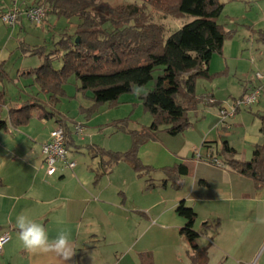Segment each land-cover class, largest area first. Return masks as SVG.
Listing matches in <instances>:
<instances>
[{
	"label": "crops",
	"instance_id": "1",
	"mask_svg": "<svg viewBox=\"0 0 264 264\" xmlns=\"http://www.w3.org/2000/svg\"><path fill=\"white\" fill-rule=\"evenodd\" d=\"M5 1L3 8L0 7V15L1 12L14 4H21L19 0ZM34 1L41 0H23L22 4H30ZM230 1L233 0L223 2L227 5ZM261 7L264 11V5ZM53 16L58 17L54 19V22L51 19ZM60 18L51 12L41 26L23 18L12 27H16L17 31L33 29L32 35L36 39V47L45 46L47 49L48 39L45 33L47 31L50 33L51 28L46 29V25L53 23L54 25L50 24V26L57 29ZM67 19L69 26L59 31L60 39L74 34L77 29L78 20L75 18L73 22V18ZM59 40L52 42L56 48L51 51L58 48L59 45L56 43ZM29 46L31 48L32 45ZM1 49L0 65L7 59L11 60L13 55V51H9L7 46H3ZM24 55L29 54L26 52ZM41 59L40 62L30 63L29 67L16 68L14 73H9L10 81H2L3 77H0V90H5L6 94L1 118L7 121V127L0 130V236L7 231L11 234V243L6 248L4 247L0 264H65V261L55 253L33 254L25 250L18 238L16 227V218L21 214L42 224L46 228L50 240L54 239L61 231L70 233L76 253L69 264H101L102 261L96 256L98 253L101 255L102 252L107 255L114 253L112 264H141L140 254L144 252L134 256L130 254L131 251L125 253L118 248L111 250L107 244L108 241L114 235L124 240L128 232L124 223L138 220L142 213L146 214L145 210H149L148 221L150 224H161L172 233L177 231L180 233V228L186 223V219L177 212L178 204L182 199H185L198 214L195 223V229L201 233L198 243L206 249V263L202 264H264V222H258L264 220V186L256 187L252 178L227 166L215 167L210 171L194 173L190 190L185 191L188 194L181 193L177 189L176 192H173L175 194L170 196L172 181L168 180L167 185H163L164 180L168 179L166 172L164 171L159 179H153L150 172L145 177L148 180L153 179L154 181L150 184L153 183V187L159 190L141 199L143 203H137V207H133L128 202L125 203V193L127 194V192H122L123 203L119 202V199H110L107 188L99 180L105 178L110 182L116 167L125 161L111 163L108 156L102 157L96 152L95 147L98 145L95 137L98 132L91 130L92 132L88 133L90 120L83 112L86 106L80 105L77 110L78 117H76L73 116L72 111L59 109L57 105L50 102L49 94L41 89L33 73L43 63V58ZM62 65L57 69H60ZM224 70L214 71L211 69V62L209 63V71L215 76L226 74V71L230 72L229 66L227 70ZM206 79L211 80L212 78ZM254 79L255 76L244 85L240 95L247 91ZM9 82L11 86L8 87ZM76 86L79 89L78 82H76ZM1 87L3 88L1 89ZM219 88L216 91L209 90L207 93L215 100L222 102L221 107L226 106L223 103L224 97L219 95V90H221ZM143 91L144 89H141L140 93ZM7 95L10 96V101ZM86 95L90 98L86 105L93 104L91 94L87 93ZM30 100L39 101L44 104L46 110L55 112L56 115L52 118H42L40 117L42 111L37 110L27 124L14 126L9 120L10 109L21 107ZM62 119L63 123L69 126L74 138L76 146L73 148L75 149L69 150L70 158L76 162V166L73 169L60 170L55 175H49L44 165L42 147L45 142L50 140L52 130L62 125ZM228 120L229 118L222 119L221 122L228 124ZM78 123L85 127L83 135H78L75 131V125ZM106 124L101 123L99 126ZM221 125L227 127L229 124L220 123L217 129ZM88 134L91 144L84 146L82 144H85L83 142ZM205 136L204 139L202 138V144L206 143V146L214 147L216 140L208 134ZM187 137L188 143L196 142L191 141L189 136ZM255 144H260V141L257 140ZM87 151L89 155L84 153ZM76 153H81V155L84 153L82 155L84 160L77 163L74 159ZM171 157L174 161H166L163 165L164 168L182 162L190 167L196 166L185 160L179 152ZM167 162L173 163L167 164ZM130 167L132 170L126 169L130 178L125 179L128 189H136L139 193L143 187L140 185L137 171L132 165ZM189 174L182 175L178 179V184L186 183ZM103 175L104 177L100 179ZM218 192L222 193V198L218 196ZM89 211H91V215L88 216V223H86ZM99 211L101 213L97 214ZM100 216L102 219L99 222H105L101 227L97 220ZM204 222H208L209 225L204 227ZM187 254L190 264H192L190 250Z\"/></svg>",
	"mask_w": 264,
	"mask_h": 264
},
{
	"label": "trees",
	"instance_id": "2",
	"mask_svg": "<svg viewBox=\"0 0 264 264\" xmlns=\"http://www.w3.org/2000/svg\"><path fill=\"white\" fill-rule=\"evenodd\" d=\"M47 2L51 6L48 14L53 12L60 17L79 19L75 33L60 39L56 50L45 53V46L27 49L32 54H44L43 63L33 73L53 105L66 95L64 85L72 76L80 81V90L91 94L94 103L89 113L100 104L116 102L123 94L134 92L133 89H144L139 96L153 121L141 129L120 128L131 134L132 145L127 151L96 146V152L102 157L108 156L111 163L128 161L139 174L150 173L153 168L142 162L140 148L157 138L162 126L171 135H178L193 125L190 113L201 103L221 107L222 102L210 94L197 93V81L200 77L215 76L209 71V63L216 53H223L225 42L232 35V31H227L218 20L225 8L222 0H144L168 15L194 17L166 38L164 26L144 22L148 15L135 3L112 6L99 0ZM259 39L264 42V31H260ZM60 56L63 65L57 69L54 62ZM3 76L1 64L0 77ZM211 99L213 102L209 101ZM5 101V90H0V130L7 127V121L1 118ZM37 110L42 111V118L56 115L39 101L30 100L10 109L9 120L14 126L27 124ZM260 117L264 133V114ZM61 123L67 147L71 149L76 146L73 135L63 119ZM217 152L224 157L227 167L252 178L256 187L264 186V142L254 147L250 159L235 157L237 151L227 140ZM164 171L168 179L163 185L171 180L172 186L179 189L178 179L189 174L191 167L182 162L165 167ZM177 212L186 219L180 234L190 244L192 264L206 263V249L198 243L201 233L195 229L196 210L182 199ZM208 225V222L203 223L204 227ZM140 258L141 264H154L151 252L141 253Z\"/></svg>",
	"mask_w": 264,
	"mask_h": 264
},
{
	"label": "rangeland",
	"instance_id": "3",
	"mask_svg": "<svg viewBox=\"0 0 264 264\" xmlns=\"http://www.w3.org/2000/svg\"><path fill=\"white\" fill-rule=\"evenodd\" d=\"M19 1L21 5H24L22 4L23 0ZM99 1H105L112 6L129 3L142 6L146 15H148L146 20L143 21L162 24L165 28V38L194 18L190 15H168L150 4L148 5L144 0ZM41 2L47 6L49 11L51 10V6L47 0H41ZM5 3V0H0V7L3 8ZM262 5H264V0H233L225 5L224 11L218 20L227 31H232V35L229 36L225 42L223 54L216 53L214 55L211 61V69L214 71L221 69L227 70L229 66L230 72L226 71V74H220L219 72L220 75L214 76L211 80L200 77L197 82V93L199 95L208 94L207 92L209 90L216 91L218 87H220L219 89L221 90H219V95L224 97L223 103L230 107L232 106L234 97L241 96L240 94L243 92L244 85L249 82L250 79L254 78L256 71L264 70V42L259 39L260 31H264V11L261 7ZM56 18L58 17H51L52 22H54ZM75 18L72 19L73 22ZM76 19L79 22V19ZM50 24L46 25V29L51 28V31L50 33L49 31L45 33L48 39V46L47 49L45 48V53L56 48V45L52 44V42L54 40H59V31L69 26L68 19L65 16L60 18L57 29H55L54 26L51 27ZM33 31L34 30L31 28L27 31H21V29L17 31L16 27L7 26L0 17V50H2L1 48L3 46H7L9 51H13L11 60L7 59V61L2 63V68L4 69L2 81H10L11 77L9 73H14L16 68L21 66L26 67L30 63L40 62L42 60L41 58L44 59V54H32L27 50L30 49L29 45H32L31 48L34 46L36 47V39L32 35ZM26 52H28L29 55H24ZM54 65L56 68L62 65L61 56L55 60ZM76 82L79 83L80 87L81 83L75 76L69 78L64 87L66 95L61 98L57 107L65 111H72L74 113L73 116L78 117L77 110H79L80 105L83 104L86 106L83 112L90 120V129H88V133H91V130L98 132L95 140L99 147H104L106 150L111 151H127L132 145L131 134L120 128L124 127L126 130L141 129L143 126H149L152 123V114L145 109L140 99V94L137 95L135 92L123 94L116 102H105L100 104L93 112L89 113L88 110L93 104L86 105L90 98L83 90L78 89ZM9 86H11L10 82L8 83V87ZM2 88L3 87H1V89ZM137 89L141 92L143 88L139 87ZM7 98L10 101V96L7 95ZM209 101L213 102V99ZM197 110V113L196 111L190 113L193 125L188 130L178 135H171L165 129V126H162L157 134V138L144 143L139 152L142 162L153 168L151 171L153 179L162 177L164 173V163L166 161H174L171 156H174L175 153L179 152L184 156L185 160L194 163L196 166L192 165L187 182L184 184L179 183L180 187L178 190L181 193H186L185 191L190 190L194 173L196 174L198 171L202 173L219 167L206 158L198 159L194 155V151L197 148L201 152L205 151L202 141L206 137V134L212 136L213 139L216 140L214 143L215 146L209 147L214 148V153L219 157L223 156L219 155L217 151L218 149H222L223 142L226 140L229 141L232 147L237 149L236 157L239 159H250L254 147L256 146V141L259 140L260 143L264 141L260 117L261 114H264V94L261 96L259 104L257 103L249 108L242 107L234 116L228 117L229 125L225 122H221L220 106L218 105H208L203 102L199 105ZM101 123L107 124L99 126ZM220 123H224L228 126L221 125L217 129ZM187 136L192 139L191 141L196 142L188 143ZM83 143H85L82 144L84 146L89 143L91 144L89 134ZM71 149L74 150L75 148L72 147ZM84 153L89 155L88 151ZM84 153H82V155H84ZM82 155L81 153L74 154V159L77 163L83 159ZM168 163L173 162H167V164ZM130 166L128 161L122 162L116 167L110 182L109 179L105 178L99 181L107 188L110 199H119V202L123 203L124 197L122 192H127V194L125 193V203L128 202L132 204L133 207H137V203H143L141 199L146 198L153 192H158L159 189L149 186L150 182L154 181L153 179L148 180L147 177H145V173L142 175L138 172L139 182L143 189L139 190V193L136 189H128V184L125 179L130 178L126 172V169L132 170ZM103 177L104 175L100 179ZM135 182L137 181L135 180ZM160 190L162 191V189ZM170 191L172 192L170 196H173L175 194L173 192H176L177 189L171 185ZM148 198L150 199L151 197ZM145 212V215L139 213L141 216L138 220L125 222L124 226L128 230L126 238L122 240L115 235L112 236L107 243L109 248H111V250L118 248L125 253L131 251L130 254L134 256H138L140 252H151L153 254L154 264H190L187 252L191 247L187 239L178 231L172 233L171 230L164 228L161 224H150L148 221L149 210H145ZM100 213L99 211L97 214ZM90 215L91 211H89L87 215L86 223H88L87 219ZM100 219H102L101 216L97 219L101 227L105 222H99ZM10 243L11 241L6 243L5 248L9 246ZM108 251L110 252V249H108ZM113 254L114 253H108L107 255L105 252H102L101 255L98 253L96 258L102 261L101 264H112L115 256Z\"/></svg>",
	"mask_w": 264,
	"mask_h": 264
},
{
	"label": "built area",
	"instance_id": "4",
	"mask_svg": "<svg viewBox=\"0 0 264 264\" xmlns=\"http://www.w3.org/2000/svg\"><path fill=\"white\" fill-rule=\"evenodd\" d=\"M49 9L41 1H34L30 4H14L9 9L1 12V19L9 26H14L23 18L28 19L31 23L41 26L47 17ZM264 94V70H258L255 73L254 82L248 87L247 91L233 99L232 106L220 107L222 119L234 116L242 107H252L259 103L261 96ZM75 131L78 135H83L85 127L78 123L75 125ZM206 151L201 152L198 148L195 149L194 155L198 158H206L215 163L219 167H226L223 158L214 153V149L205 146ZM44 155V165L47 174L55 175L60 170L73 169L76 162L70 158V150L66 144V134L62 125L57 126L51 132L50 140L45 142L42 147ZM11 239L10 232H4L0 236V262L3 256L4 247Z\"/></svg>",
	"mask_w": 264,
	"mask_h": 264
},
{
	"label": "clouds",
	"instance_id": "5",
	"mask_svg": "<svg viewBox=\"0 0 264 264\" xmlns=\"http://www.w3.org/2000/svg\"><path fill=\"white\" fill-rule=\"evenodd\" d=\"M139 95V89H133ZM222 198V193L218 192ZM258 222H264L260 220ZM18 238L22 242L25 250L29 253H55L65 264H69L76 251L70 233L61 231L54 239L50 240L46 228L28 216L21 214L16 218Z\"/></svg>",
	"mask_w": 264,
	"mask_h": 264
},
{
	"label": "water",
	"instance_id": "6",
	"mask_svg": "<svg viewBox=\"0 0 264 264\" xmlns=\"http://www.w3.org/2000/svg\"><path fill=\"white\" fill-rule=\"evenodd\" d=\"M77 40L79 41V38H77Z\"/></svg>",
	"mask_w": 264,
	"mask_h": 264
}]
</instances>
